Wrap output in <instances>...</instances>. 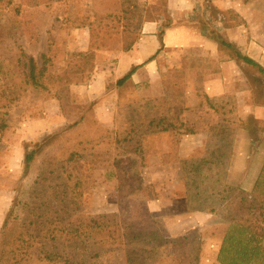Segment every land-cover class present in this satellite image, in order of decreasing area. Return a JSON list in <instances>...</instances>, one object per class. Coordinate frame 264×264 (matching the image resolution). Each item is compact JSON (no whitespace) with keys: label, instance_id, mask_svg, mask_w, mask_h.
Returning <instances> with one entry per match:
<instances>
[{"label":"rangeland","instance_id":"1","mask_svg":"<svg viewBox=\"0 0 264 264\" xmlns=\"http://www.w3.org/2000/svg\"><path fill=\"white\" fill-rule=\"evenodd\" d=\"M235 1L229 24L264 41V0ZM148 17V0H0V241L20 236L21 264H217L234 220L256 227L264 264V123L244 96L210 97L220 64L197 49L165 50L152 85L115 87ZM245 74L264 104V78ZM239 176L260 182L243 220L225 204L251 189ZM197 210L214 217L193 229Z\"/></svg>","mask_w":264,"mask_h":264},{"label":"crops","instance_id":"2","mask_svg":"<svg viewBox=\"0 0 264 264\" xmlns=\"http://www.w3.org/2000/svg\"><path fill=\"white\" fill-rule=\"evenodd\" d=\"M148 6L150 17L143 22L140 38L111 66L117 80L127 76L132 68L140 67L132 76L130 83L141 87L152 85L158 71L157 59L165 50L197 49L220 64L216 74L206 76L210 97L220 98L237 94L241 99V96H244L241 103L244 107L248 105L250 112L248 114L264 123V104L252 103V90L245 74L247 69L236 60H231L225 52H221L218 43L210 34L216 32L226 36L243 55L264 68V41L255 34L250 36L244 23L239 22L232 26L226 18L231 11L242 15L240 3L235 0H148ZM168 24L170 27H165ZM162 29H165V34L163 50L160 51L162 44L158 35ZM156 55H158L156 60L148 63ZM187 140L192 142L196 140V137L191 135ZM239 143L240 141L236 140L235 145ZM258 179V177L251 179V177L239 176V180H232L231 183L233 181L245 185L250 183L251 189L249 186L240 185V189L249 194L255 188ZM250 190L252 191L249 192ZM188 216L187 219L193 229L202 227L203 218L209 221L211 217H214L213 212L205 213L198 210L188 213ZM187 219H178V221L186 222ZM216 247L218 257L221 246Z\"/></svg>","mask_w":264,"mask_h":264},{"label":"trees","instance_id":"3","mask_svg":"<svg viewBox=\"0 0 264 264\" xmlns=\"http://www.w3.org/2000/svg\"><path fill=\"white\" fill-rule=\"evenodd\" d=\"M165 27H170V24L165 25ZM165 34V29L159 33L158 37L162 44V48L160 51L163 50V37ZM214 40L218 43L219 49L221 52H225L231 60H236L238 63L244 66L245 69L250 71L256 72L260 78H264V68L257 63L256 61L252 60L248 56L243 55L234 44L230 43L226 36L212 32L210 33ZM158 55L152 57L148 63L153 62L156 60ZM140 67L132 68L127 76L123 79L117 80L115 82V87H124L127 83H130L132 76L138 71ZM36 66L34 60L30 59V71H29V78L33 81L36 80ZM109 89V85L107 86ZM264 135V131H263ZM36 152L33 151L26 157V161L31 163L34 160ZM260 182L256 183V187L259 186ZM227 197L225 198V204L229 206V211L234 212L236 211L237 214L242 215V217H234L235 219L243 220V214L247 210L244 206L247 202L248 197L250 196L244 190L240 188H229L225 191ZM252 209V207L250 208ZM14 210V209H13ZM11 211L10 214L7 216L6 221L4 223V229H8L11 225H14L17 222V217L15 216L14 211ZM240 223V224H239ZM241 221L234 220L231 222V227L229 229L228 234L224 238L221 249L217 257V264H251L252 262L256 261L258 258L263 255V249L260 245V242L257 240V237L262 238V236L256 234V227L253 225H249L250 227L243 225ZM167 233H163L164 238H168ZM5 235V232H4ZM193 235H198L197 230L194 232H188L185 235L177 238H171V242L173 243H183L190 241ZM198 237L196 236V239ZM13 239H7L6 243L0 241V264H21V261L17 258V252L20 241V236ZM170 241L165 242V245H169ZM196 261H199L197 258Z\"/></svg>","mask_w":264,"mask_h":264}]
</instances>
